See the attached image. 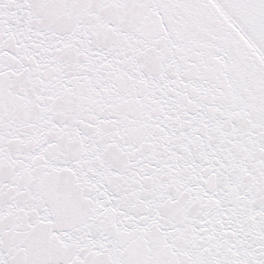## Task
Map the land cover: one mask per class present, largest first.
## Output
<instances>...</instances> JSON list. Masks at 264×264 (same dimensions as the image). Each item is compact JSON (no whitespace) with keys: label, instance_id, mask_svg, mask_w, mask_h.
<instances>
[{"label":"snow or ice","instance_id":"obj_1","mask_svg":"<svg viewBox=\"0 0 264 264\" xmlns=\"http://www.w3.org/2000/svg\"><path fill=\"white\" fill-rule=\"evenodd\" d=\"M0 264H264V0H0Z\"/></svg>","mask_w":264,"mask_h":264}]
</instances>
